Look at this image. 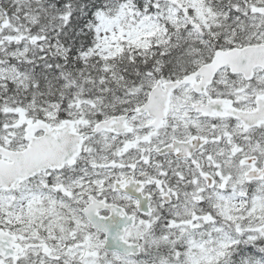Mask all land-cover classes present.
I'll return each mask as SVG.
<instances>
[{
	"label": "snow or ice",
	"instance_id": "obj_1",
	"mask_svg": "<svg viewBox=\"0 0 264 264\" xmlns=\"http://www.w3.org/2000/svg\"><path fill=\"white\" fill-rule=\"evenodd\" d=\"M0 264H264V0H0Z\"/></svg>",
	"mask_w": 264,
	"mask_h": 264
}]
</instances>
